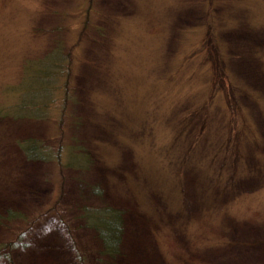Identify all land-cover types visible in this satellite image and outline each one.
<instances>
[{
  "label": "rangeland",
  "instance_id": "obj_1",
  "mask_svg": "<svg viewBox=\"0 0 264 264\" xmlns=\"http://www.w3.org/2000/svg\"><path fill=\"white\" fill-rule=\"evenodd\" d=\"M102 204L116 264H264V0H0V264H102Z\"/></svg>",
  "mask_w": 264,
  "mask_h": 264
},
{
  "label": "trees",
  "instance_id": "obj_2",
  "mask_svg": "<svg viewBox=\"0 0 264 264\" xmlns=\"http://www.w3.org/2000/svg\"><path fill=\"white\" fill-rule=\"evenodd\" d=\"M89 14V12H88ZM89 16L86 17L85 25L87 27V24L90 23ZM70 47V46H68ZM67 46H63L60 48L56 47L57 52L53 53L46 58H42L39 61H32L34 64V68L41 64L43 61H47L45 66L39 67L38 71L42 73L43 75L39 78L46 79L48 83L39 84L36 85L35 89H41L43 93L45 91H53L56 86V82H54L53 77H55V73H58V75H62L66 73V71L63 70L59 72L60 69L63 68L61 64L63 63V60H67L69 57V48ZM55 68H60L57 71H55ZM70 72H67V77L65 78L64 82L67 83ZM35 74H32L34 76ZM65 75V74H64ZM63 82V81H62ZM44 85V86H43ZM58 85L57 87H59ZM67 86V85H64ZM63 90L66 92L69 90L68 88L64 87ZM55 91V90H54ZM54 93V92H53ZM49 94V93H48ZM52 95V94H51ZM71 97V96H67ZM50 101H47L45 103H41L44 106H47V104ZM42 116V115H41ZM25 148V154L26 159L30 161H39V160H49L53 155L54 151L49 152H43L41 151V145L38 144V141H35L34 139H28V141L23 146V150ZM60 151V150H59ZM58 154V153H57ZM81 155V156H80ZM82 153H72V156L74 158H71V161H69V166H75V167H82L85 166L84 163L80 161H87L88 156ZM55 157V156H53ZM82 182H84L82 180ZM85 188H91V191H93L95 194L101 193V186L99 185H89L84 186ZM125 212H123L121 209L110 205V204H102L100 206H84L83 208V214L82 218L85 222V225L89 227L90 229L94 230L96 237L100 241V256L102 258V264H116V260L119 259V256H127L126 252V218H125ZM16 214H13L12 211L8 212V215L2 217L0 216V220L6 219L10 220L13 219V217ZM14 262H12L13 264Z\"/></svg>",
  "mask_w": 264,
  "mask_h": 264
}]
</instances>
